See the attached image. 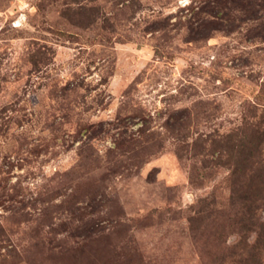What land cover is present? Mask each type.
<instances>
[{
    "label": "rangeland",
    "instance_id": "1",
    "mask_svg": "<svg viewBox=\"0 0 264 264\" xmlns=\"http://www.w3.org/2000/svg\"><path fill=\"white\" fill-rule=\"evenodd\" d=\"M263 114L264 0H0V264H264Z\"/></svg>",
    "mask_w": 264,
    "mask_h": 264
},
{
    "label": "trees",
    "instance_id": "2",
    "mask_svg": "<svg viewBox=\"0 0 264 264\" xmlns=\"http://www.w3.org/2000/svg\"><path fill=\"white\" fill-rule=\"evenodd\" d=\"M238 137L235 142L234 152L231 154L229 160H233V172L235 176H244L245 180L239 182L238 186L234 188V195L241 201L247 204V201H251L255 198L264 199V159L260 160L255 156V152H250L244 155V150L247 149L245 146L248 145L250 150H257V148L264 144V114L259 121L252 122L246 121L243 127L240 128V132L237 133ZM255 165L252 167L246 165L249 159ZM253 198V199H252ZM252 207H247L248 214H250L254 209ZM258 221V220H257ZM257 225V238L252 245V250H258L264 243V220L255 222ZM256 254H249L246 259V263L256 262ZM253 260V261H252Z\"/></svg>",
    "mask_w": 264,
    "mask_h": 264
}]
</instances>
